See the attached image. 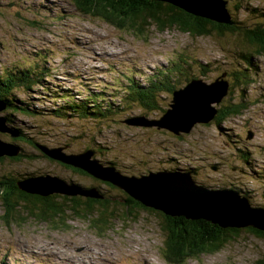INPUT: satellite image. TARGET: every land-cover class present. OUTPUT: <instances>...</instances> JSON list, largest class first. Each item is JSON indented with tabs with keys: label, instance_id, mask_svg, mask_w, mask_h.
<instances>
[{
	"label": "rangeland",
	"instance_id": "rangeland-1",
	"mask_svg": "<svg viewBox=\"0 0 264 264\" xmlns=\"http://www.w3.org/2000/svg\"><path fill=\"white\" fill-rule=\"evenodd\" d=\"M225 1L236 22L249 29L264 27V22L257 21L258 12L252 18L235 9L238 0ZM244 6L264 12V0H251ZM88 12L95 18L80 15L71 0H0V75L30 69L46 76L29 89L32 91L13 92L15 105L35 113L11 114L10 125L27 137L23 140L55 151V158L45 157L27 142L16 143L8 135L0 136L4 142L17 144L25 156L20 161L4 158L0 181L49 176L65 181L78 200L76 211L71 208V197L58 195L52 203L61 210L49 209L45 217L43 204H33V200L19 201L17 215L6 216L9 207L0 199V264H172L163 257L170 222L158 214L160 210L128 205L131 196L64 167L55 161L58 156H70L75 163L76 159H95L109 172L129 179H145L156 172L191 173L190 177L206 190L236 193L250 207L264 211V54L250 59L246 91L236 89L222 101L223 105L248 108L220 126L214 123L217 115L207 125H194L188 134L132 125L134 118L160 121L170 109L173 93L158 95L156 109L143 111L128 103L129 77L145 87L159 71H168L172 61L175 66L181 64L177 57L184 55L188 64L195 60L207 64L208 73L199 80L212 83L224 70H240L232 56L241 53L227 46L234 42L239 46L241 37H192L173 25L159 31L149 21L151 17L148 21H128L125 17L126 28H121L103 21L94 10ZM47 51V57L40 58ZM241 65L245 66L243 62ZM185 78L178 76V81ZM84 81L92 85L90 93L80 86ZM66 93L70 96L65 101ZM101 93V98L92 96ZM92 99L104 108L128 106L107 120L54 115L55 109L72 112L65 109L67 102L88 104ZM160 110H164L162 115ZM173 123L176 129L178 121ZM86 150H92L93 155L85 157ZM89 190H96L109 202L91 204L88 210L82 193ZM28 205L38 210L34 212L37 217L29 218L19 209ZM191 208L195 216H201L203 210ZM243 213L248 214V210ZM189 229L198 231L199 227L194 224ZM247 229H233L240 231L238 236L214 251L184 258L185 264H261L264 239Z\"/></svg>",
	"mask_w": 264,
	"mask_h": 264
},
{
	"label": "trees",
	"instance_id": "trees-1",
	"mask_svg": "<svg viewBox=\"0 0 264 264\" xmlns=\"http://www.w3.org/2000/svg\"><path fill=\"white\" fill-rule=\"evenodd\" d=\"M76 11L80 15H87L89 17L95 18V16H92L88 10H94L100 16L103 21L116 25L117 27L126 28V22L125 17L128 21H133L136 18L141 19L144 18L146 21L149 19L151 23L156 24L159 31H163L165 27L168 25L173 26H179L178 30L185 32L192 37H227V34L241 37L239 42V46H235L234 43L231 45L229 44L227 47H236L241 55H233L232 60L235 62V64L238 65L240 70H224L221 72L220 76L222 74L226 75L225 80L229 83V91H228V97L233 94L234 90H239L240 92L244 93L248 87L249 82V70L251 66V58L253 56H261L264 54V27L258 26L254 29H249L245 24H243L241 21L236 22L231 13V24L230 25H220L216 24L207 20H203L200 18L193 17L191 15H188L184 13L183 11H180L170 5L164 4V3H158L154 2L152 0H71ZM238 4L235 7L236 10L242 11L246 16H252L254 18L253 14L255 12L259 13V17L257 21L261 24V22H264V12H259L256 9L253 8H240L242 4L249 2L251 0H238ZM95 7V8H94ZM263 13V14H261ZM161 18L165 19V21H159ZM117 21V23H116ZM159 21V22H158ZM244 46L249 47V49H244ZM227 49V51H228ZM44 56H41L40 58L47 57V52H44ZM184 55H179L177 58L181 59V61H178L177 63H181L177 66H175V61H172V65L169 66L168 71H162V74L157 73L156 76H153L150 78L149 83L148 80L146 82L148 83L145 87H139L138 84L134 81V77H129V80L131 85L129 88V98L127 100L128 103L131 105H136L140 107L143 111H150L155 110V100H158L159 96L163 93H174L175 91L179 90L181 86H183V82L185 84H188L192 79H198L202 76H205L208 72L207 64H203L201 62H198L197 60L192 61L191 64H188L189 62L183 61ZM242 62L245 64V66H242ZM31 66V65H29ZM108 67L112 68L113 64L108 63ZM175 66V67H174ZM35 68V67H34ZM197 68V71L195 69ZM132 74H136V72H132ZM172 74H178V76L187 77L184 81H178V78L173 79ZM38 75H41V77H37ZM219 76V77H220ZM46 76H44V73L41 74L39 72L38 74H35L34 72L30 71V69H23L21 71L16 72H5L0 75V101H6L7 102V111H10L12 113L7 114L6 119L8 124H12L13 121L11 120V114H17L18 112H24L28 115H32L29 113V110L27 107H19L18 105H15L13 103V100L16 102L15 95L13 92L16 89H27L29 90L33 85L39 84L42 80H44ZM204 81V80H203ZM206 82V81H204ZM207 83V82H206ZM84 90L90 91L89 87L84 86V84L80 85ZM32 91V90H29ZM103 92V91H102ZM29 93V92H27ZM90 93V92H89ZM100 95H92L93 98L96 97L101 98ZM107 95V94H106ZM70 94L66 93L65 95V101L69 98ZM106 97V96H105ZM91 99V98H89ZM95 99V98H94ZM92 99V103L88 102L86 103H75L76 101L72 100V103H66V110H71L64 112L55 109L54 115L57 118H67L69 116H79L80 118L86 119V118H93L95 120H107L110 117H114L117 115V113L122 112V109H126L128 104L121 105V107H114V104L107 106L104 108L101 104L95 103V100ZM225 101V100H224ZM223 101V102H224ZM102 102V101H101ZM223 102L217 106V117L214 121V123L217 126H220L222 123L227 121L228 119L235 117L239 114H241L244 109H247L248 106L238 105L229 103L228 105H223ZM91 104V105H90ZM120 106V105H119ZM158 112H161V115L164 113V110H160ZM3 113L0 114V116ZM160 115V116H161ZM15 128L14 126H12ZM17 131L20 132L21 138H14L11 139L12 141H24L27 142L30 146L36 147L37 143L32 142L30 140H23L27 137L17 128H15ZM5 135V134H4ZM2 136V135H0ZM7 136V135H5ZM1 139V138H0ZM2 140V139H1ZM3 141V140H2ZM14 145L18 146L17 144L13 143ZM19 147V146H18ZM38 150V149H37ZM87 151V150H86ZM85 152V151H84ZM25 156L20 154L17 158L11 159L13 161H20ZM4 158L0 159V162H2ZM66 168H70L67 166H64ZM76 173H80L81 175H87L91 176L88 173L84 172L82 169L79 171V168H70ZM186 173V172H184ZM189 174V173H188ZM92 177V176H91ZM34 178V177H33ZM93 178V177H92ZM24 181H29V176L25 177ZM95 180L103 182L111 189L118 191L119 193H122L121 190L114 187L113 185L106 183L102 180H99L94 177ZM192 180H194L192 178ZM18 180H9L4 179L0 181V198L6 206L9 207V210H7L8 215H16L14 212H16V208H18L19 201H25V202H31L32 200L35 201L33 204H43L42 213L46 216L49 214V209L57 208L60 209L61 207L58 204L52 203V199H58L57 196H51L45 198H42L38 195L32 196L27 195L25 192L20 191L17 188L16 182ZM195 181V180H194ZM196 182V181H195ZM197 183V182H196ZM198 184V183H197ZM200 185V184H198ZM201 186V185H200ZM129 197V196H128ZM65 199V197H64ZM72 202L74 203V206L71 208L78 211L77 207L78 205L75 204L76 201H78L76 198H71ZM132 201V206L148 210L141 206L136 201ZM108 203L109 199L105 197L103 200H91L87 199V209L90 210L92 206H89L91 204L97 203L98 205H103L104 203ZM131 206V205H130ZM29 205L23 207L22 209L28 210ZM31 210L34 211L30 207ZM61 210V209H60ZM38 210H35L34 212H37ZM33 213V212H31ZM165 220L168 222H172L173 224H169L167 229L168 232V239L166 243H164V253L163 257L168 259V262H171L172 264H185L184 258L191 256L192 254H201L208 251H214L220 247H222L224 244H226L230 238H234L239 235V230H231V229H221L216 225H213L210 222L206 221H187L184 218H170L164 214H161L158 212ZM37 217V216H35ZM196 224L199 227L198 231H193L189 229V225ZM252 234L256 235L257 237L264 239V233L258 232L254 229H247ZM261 264H264V259L261 261Z\"/></svg>",
	"mask_w": 264,
	"mask_h": 264
},
{
	"label": "water",
	"instance_id": "water-1",
	"mask_svg": "<svg viewBox=\"0 0 264 264\" xmlns=\"http://www.w3.org/2000/svg\"><path fill=\"white\" fill-rule=\"evenodd\" d=\"M152 1L170 5L188 15L216 24L230 25L232 23L225 0ZM225 78L226 75L222 74L211 84L204 82L202 79H192L185 87L173 93L170 109L160 121L150 123L143 120L144 118H134L130 124L141 125L143 127L154 126L159 131L166 130L176 135H179V132L188 134L189 129L196 124L207 125L217 115V106L220 105L219 103L228 95L229 83L223 80ZM6 108L7 102L5 100L0 101V114L4 113ZM176 111L178 112L177 114ZM172 118L178 121L176 129L172 125L174 124L171 122ZM4 134L11 135L16 139L22 137L19 131L8 124L6 117L1 115L0 135ZM36 147L43 156L55 158V151H49L40 145H36ZM20 154H22L20 147L0 139V159H15ZM84 154L85 157L88 154L91 157L93 151L87 150ZM55 161L70 168L78 169L80 167V169L93 178L95 177L109 183L122 192H125L132 197L133 201H136L144 208L156 212L160 210L162 214L170 218L182 217L187 221L202 220L210 222L221 229L252 228L264 232V211L250 207L236 193L206 190L205 187L198 185L192 180L190 174L156 172L153 176L151 175L145 179L137 180V178H122L117 173H111L108 171L109 168L104 167L95 159H76L75 163L70 156H65L64 158L58 156ZM79 164L82 166H76ZM37 179L42 182H37ZM16 185L20 191L32 196L40 195L48 197L59 195L66 198L77 197V194L71 192V187L65 181L59 182L57 178H51L49 176H41V178L29 177L28 184L21 179L16 182ZM82 195L91 200H103L105 198L100 196L96 190L84 191ZM199 200H203L205 205H200ZM191 207L203 210L201 216H195V212ZM19 209H22V207ZM244 209L248 210V214L243 213ZM23 213H26V216L29 218L35 217L34 211L30 207L28 210L24 209ZM5 215L8 216L7 212Z\"/></svg>",
	"mask_w": 264,
	"mask_h": 264
},
{
	"label": "bare ground",
	"instance_id": "bare-ground-1",
	"mask_svg": "<svg viewBox=\"0 0 264 264\" xmlns=\"http://www.w3.org/2000/svg\"><path fill=\"white\" fill-rule=\"evenodd\" d=\"M240 8H247V7H245L244 6V3L242 4V6L240 7ZM144 68V67H143ZM142 69V68H141ZM144 71V70H143ZM163 72L162 71H159L158 72V75L159 74H162ZM259 76V75H258ZM261 76V75H260ZM149 77H150V75H149ZM172 77H173V79H175V78H178V74H172ZM146 80V79H145ZM213 83V82H212ZM81 84V83H80ZM82 84H84V86H86V87H89V85L90 86H92L91 84H87L85 81H84V83H82ZM208 84H211V83H208ZM90 88V87H89ZM90 90H91V88H90ZM161 104V103H160ZM159 107V106H158ZM6 111H7V108H6ZM3 116V115H2ZM163 117H161L160 119H162ZM144 120L145 121H148V122H151L152 120H149V119H147V117H144ZM174 118H172V123L174 122ZM157 121H159V120H155V122H157ZM9 137H10V139H14L15 137H13V136H11V135H8ZM246 142V141H245ZM9 144H13V143H9ZM14 145V144H13ZM38 145V144H37ZM100 157V156H99ZM112 158V157H111ZM257 159H258V157H256ZM185 169V168H184ZM186 170V169H185ZM178 173H179V171H178ZM190 175H191V173H189ZM28 177V176H27ZM25 180V179H24ZM27 180V179H26ZM27 182H29V181H26V183ZM38 196H40V195H38ZM40 197H42V198H47V196H40ZM199 204L200 205H205V202L203 201V200H199Z\"/></svg>",
	"mask_w": 264,
	"mask_h": 264
},
{
	"label": "flooded vegetation",
	"instance_id": "flooded-vegetation-1",
	"mask_svg": "<svg viewBox=\"0 0 264 264\" xmlns=\"http://www.w3.org/2000/svg\"><path fill=\"white\" fill-rule=\"evenodd\" d=\"M126 203H127L128 205H131V206H132V201H131V200L126 201ZM170 224H173V223L170 222Z\"/></svg>",
	"mask_w": 264,
	"mask_h": 264
}]
</instances>
